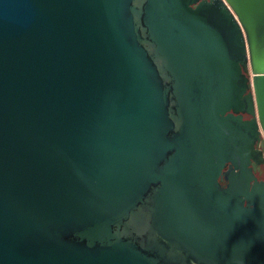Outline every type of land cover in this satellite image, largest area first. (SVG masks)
<instances>
[{"label": "water", "instance_id": "1", "mask_svg": "<svg viewBox=\"0 0 264 264\" xmlns=\"http://www.w3.org/2000/svg\"><path fill=\"white\" fill-rule=\"evenodd\" d=\"M261 161L264 0H0V264H264Z\"/></svg>", "mask_w": 264, "mask_h": 264}, {"label": "flooded vegetation", "instance_id": "2", "mask_svg": "<svg viewBox=\"0 0 264 264\" xmlns=\"http://www.w3.org/2000/svg\"><path fill=\"white\" fill-rule=\"evenodd\" d=\"M244 118L250 119L251 117L245 114ZM258 165L259 166H258V171L256 172V176L258 177L259 180L264 181V162L261 161ZM228 183L229 182L226 180V178H224V181L221 182L222 186H227Z\"/></svg>", "mask_w": 264, "mask_h": 264}]
</instances>
